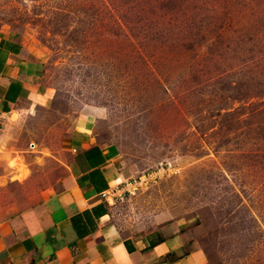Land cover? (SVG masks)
Here are the masks:
<instances>
[{"label": "rangeland", "instance_id": "1", "mask_svg": "<svg viewBox=\"0 0 264 264\" xmlns=\"http://www.w3.org/2000/svg\"><path fill=\"white\" fill-rule=\"evenodd\" d=\"M8 30L42 62L41 105L0 127L20 176L99 109L135 171L109 194L125 238L186 218L207 264H264V0H0Z\"/></svg>", "mask_w": 264, "mask_h": 264}, {"label": "crops", "instance_id": "2", "mask_svg": "<svg viewBox=\"0 0 264 264\" xmlns=\"http://www.w3.org/2000/svg\"><path fill=\"white\" fill-rule=\"evenodd\" d=\"M16 34L0 33L1 127L26 105L39 107L36 101L44 96L32 81L34 66L42 62ZM18 83L21 90L12 94ZM87 114L58 157L39 149L35 166L26 164L22 176L12 161L27 152L11 157L1 139L0 158L6 161L0 163V264H207L192 220H165L137 237L122 235L108 195L123 181L133 188L135 171L122 167L115 145L95 135L100 110ZM2 136L7 131L1 129Z\"/></svg>", "mask_w": 264, "mask_h": 264}, {"label": "trees", "instance_id": "3", "mask_svg": "<svg viewBox=\"0 0 264 264\" xmlns=\"http://www.w3.org/2000/svg\"><path fill=\"white\" fill-rule=\"evenodd\" d=\"M16 35H18V34H16ZM18 37H19V35H18ZM0 51H1V48H0ZM1 61H2V59H1V56H0V64H1ZM41 72H42V64L41 65H38V64H36V67L34 66V69H33V74H32V81H33V79H35V77L36 76H40L41 75ZM37 77V78H38ZM36 82V81H35ZM35 82L33 83V85H36L35 84ZM20 83H18L17 85H19ZM16 86V85H15ZM19 87L20 88H17V87H15L14 88V90L15 91H13V87L12 88H10V91L12 92V94L14 93V94H17L18 93V91L19 90H21V85H19ZM90 177H93V175H90ZM103 184H102V186H101V188H104L105 187V181L103 180Z\"/></svg>", "mask_w": 264, "mask_h": 264}, {"label": "built area", "instance_id": "4", "mask_svg": "<svg viewBox=\"0 0 264 264\" xmlns=\"http://www.w3.org/2000/svg\"><path fill=\"white\" fill-rule=\"evenodd\" d=\"M0 127H1V124H0ZM0 139H1V129H0ZM30 147H31V149H34L35 148V145H34V143H31L30 144ZM136 183V181H133V184H135ZM130 185L132 184V182L131 183H129ZM116 190H117V188H115ZM126 192H128V193H130V189H126ZM108 197H109V195H108Z\"/></svg>", "mask_w": 264, "mask_h": 264}]
</instances>
